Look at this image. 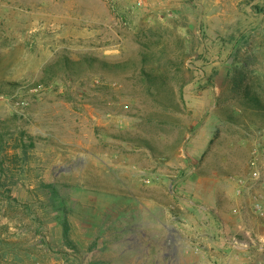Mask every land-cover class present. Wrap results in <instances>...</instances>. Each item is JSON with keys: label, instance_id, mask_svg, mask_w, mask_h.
<instances>
[{"label": "rangeland", "instance_id": "rangeland-1", "mask_svg": "<svg viewBox=\"0 0 264 264\" xmlns=\"http://www.w3.org/2000/svg\"><path fill=\"white\" fill-rule=\"evenodd\" d=\"M254 170L264 0H0V264H153L167 215L202 213L247 217L228 240L254 264Z\"/></svg>", "mask_w": 264, "mask_h": 264}, {"label": "crops", "instance_id": "crops-1", "mask_svg": "<svg viewBox=\"0 0 264 264\" xmlns=\"http://www.w3.org/2000/svg\"><path fill=\"white\" fill-rule=\"evenodd\" d=\"M191 216H196L197 220H199V223L195 224L193 227L192 224L188 222L186 224H179V222L176 221L178 219L177 217L167 215V220H175V222L171 223V225L168 224V228L163 234H159L160 232L155 230L153 236H155V238L160 236L159 244L155 249L159 256L157 255L153 264H170L171 257L168 252H164V250L180 252L179 257L186 259L187 256L184 255V253L191 249L193 245H200L201 249L196 258L197 264H240L247 260V250L228 240V238L231 239L233 236V232L239 229L243 219H247V217H242V214L234 215L232 213H218L216 215L202 213L193 214ZM208 218L215 222H210L206 225L205 221H207ZM191 219L194 220L195 217L187 218L186 220ZM216 221H221L222 228L216 227ZM123 251L122 249L120 251V262L124 257L121 254ZM138 251L139 250L135 248L129 250L130 253L134 252L133 255L128 256L129 260L135 262L138 258ZM160 252H164L163 258L160 257ZM112 257L111 261L114 260L115 256L112 255ZM249 259L254 264H262L264 262V258L261 257L249 256Z\"/></svg>", "mask_w": 264, "mask_h": 264}, {"label": "trees", "instance_id": "trees-1", "mask_svg": "<svg viewBox=\"0 0 264 264\" xmlns=\"http://www.w3.org/2000/svg\"><path fill=\"white\" fill-rule=\"evenodd\" d=\"M61 64L68 65L69 64L68 58L62 57V56L57 58L54 62H52L51 64L46 66L45 71L53 72V69L57 68ZM163 80H164V76L161 73V74H158L157 76L154 75L152 82L156 83V82L163 81ZM0 243H2V242L0 241ZM5 255H6V253H0V259L4 258Z\"/></svg>", "mask_w": 264, "mask_h": 264}, {"label": "built area", "instance_id": "built-area-1", "mask_svg": "<svg viewBox=\"0 0 264 264\" xmlns=\"http://www.w3.org/2000/svg\"><path fill=\"white\" fill-rule=\"evenodd\" d=\"M252 176H253L255 179H261V177H260V173H259L257 170H254V171H253ZM261 186L264 187V179H261ZM258 209L261 210L260 207H258ZM260 213H261V214H262V213L264 214V211H260Z\"/></svg>", "mask_w": 264, "mask_h": 264}]
</instances>
